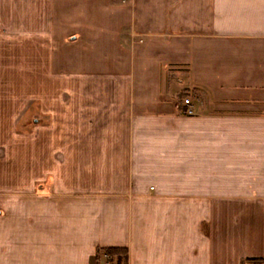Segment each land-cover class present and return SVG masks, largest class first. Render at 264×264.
Listing matches in <instances>:
<instances>
[{"label": "crops", "instance_id": "obj_1", "mask_svg": "<svg viewBox=\"0 0 264 264\" xmlns=\"http://www.w3.org/2000/svg\"><path fill=\"white\" fill-rule=\"evenodd\" d=\"M0 149V264L264 259V0H0Z\"/></svg>", "mask_w": 264, "mask_h": 264}, {"label": "rangeland", "instance_id": "obj_2", "mask_svg": "<svg viewBox=\"0 0 264 264\" xmlns=\"http://www.w3.org/2000/svg\"><path fill=\"white\" fill-rule=\"evenodd\" d=\"M176 71V69L175 70H173V72H175ZM60 93V92H59ZM190 95V94H189ZM188 94H184V96L182 97V101L184 102V98L185 97H189V98H192L191 96H189ZM199 97L198 98H196L197 100H199V99H205V100H208V97H207V95H206V93H204L203 91H201L200 92V95H198ZM192 100V99H191ZM192 104H193V102H192ZM34 115H32V113L29 111V112H27L24 116H23V118H22V120L20 121V124H19V127L20 128H22V130H23V132H26V133H23L24 135L22 136L23 137V139H22V143L21 144H23V145H27V148H28V144H29V138H28V132H29V130H31V128L33 127V125H34V121H33V117ZM39 117V116H38ZM47 118L46 117H42V116H40V119H37L36 121L38 122V121H40V123H45V122H47ZM49 122V121H48ZM56 136V135H55ZM23 151L24 152H26L25 151V149L23 148ZM3 152L1 151V149H0V156H1V154H2ZM49 184V183H48ZM247 264V263H246ZM248 264H264V261H256V262H249Z\"/></svg>", "mask_w": 264, "mask_h": 264}, {"label": "trees", "instance_id": "obj_3", "mask_svg": "<svg viewBox=\"0 0 264 264\" xmlns=\"http://www.w3.org/2000/svg\"><path fill=\"white\" fill-rule=\"evenodd\" d=\"M187 93V90H182L181 92H180V95H179V97L180 98H182L183 96H184V94H186ZM120 248H108V252H111V251H118ZM246 261H249V262H256V261H264V259H256V258H248V259H246Z\"/></svg>", "mask_w": 264, "mask_h": 264}, {"label": "built area", "instance_id": "obj_4", "mask_svg": "<svg viewBox=\"0 0 264 264\" xmlns=\"http://www.w3.org/2000/svg\"><path fill=\"white\" fill-rule=\"evenodd\" d=\"M184 104L187 106L185 110L187 114L194 113V109L192 108V100L189 97L184 98Z\"/></svg>", "mask_w": 264, "mask_h": 264}]
</instances>
